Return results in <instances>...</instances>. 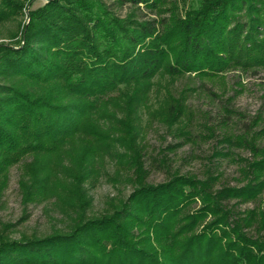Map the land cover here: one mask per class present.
Returning <instances> with one entry per match:
<instances>
[{
    "label": "trees",
    "instance_id": "16d2710c",
    "mask_svg": "<svg viewBox=\"0 0 264 264\" xmlns=\"http://www.w3.org/2000/svg\"><path fill=\"white\" fill-rule=\"evenodd\" d=\"M107 1L48 0L30 11L16 43L0 45V200L21 166L24 202L54 199L69 220L43 237L1 235L0 264H264V210H240L264 196V125L255 130L262 115L241 134L223 135L215 153L239 165L235 187L211 171L203 180L177 174L147 184L138 145L142 110L170 129L189 116L194 89L168 92L152 111L158 77L204 86L264 71V0H114L144 8L155 17L148 20L122 18ZM24 8L0 0V26ZM106 156L135 171L137 188L111 214L88 218L84 185L98 179ZM255 228L261 237L248 233Z\"/></svg>",
    "mask_w": 264,
    "mask_h": 264
},
{
    "label": "rangeland",
    "instance_id": "374dc122",
    "mask_svg": "<svg viewBox=\"0 0 264 264\" xmlns=\"http://www.w3.org/2000/svg\"><path fill=\"white\" fill-rule=\"evenodd\" d=\"M202 0H179L182 6L197 5ZM25 8L22 17L17 21L0 26V45L14 44L19 40L21 30L29 24L30 11L37 10L48 4V0H22ZM114 0L107 1L114 7ZM118 16L131 18L133 16L151 17L141 8V12L133 7H114ZM202 81L194 77L172 80L158 77L155 89L151 95L150 105L158 110L168 92L178 96L180 92L194 89L190 94L187 107L188 118L184 124L170 129L156 121L151 113L140 112V140L141 162L146 172V183L159 185L165 183L174 175H192L200 180L205 179L208 171L219 172L224 185L238 186L239 165L232 160L215 158V153L223 151L219 144L223 135H239L246 130L247 125L259 115L264 117V71L257 76L240 73L226 74L215 82ZM232 110L237 115L230 116L226 110ZM246 125V127H245ZM264 124L259 126V131ZM248 128V127H247ZM188 132L187 140L182 136ZM264 145V142L262 143ZM223 148V149H222ZM115 153H123L116 147ZM235 155L251 161V154L244 150L234 151ZM33 158H27L30 164ZM67 166V162L63 161ZM98 179L91 180L84 185L91 206L86 210L88 218H98L112 213V208L127 200L133 190L137 188V174L131 168L122 169L118 159L110 156L98 160ZM25 171L21 166L11 169L9 183L0 200V236L5 234L11 240L23 237H43L58 230H64L69 220L59 209L55 200L41 205L24 202L21 183L24 181ZM242 212L256 214L264 210V196L259 203H249L240 207ZM253 237H261L259 229L249 230Z\"/></svg>",
    "mask_w": 264,
    "mask_h": 264
}]
</instances>
